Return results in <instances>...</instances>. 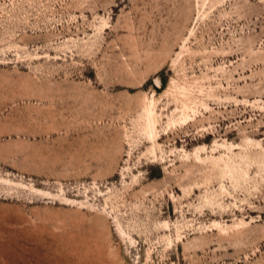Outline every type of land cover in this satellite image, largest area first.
I'll return each instance as SVG.
<instances>
[{
    "label": "rangeland",
    "instance_id": "1",
    "mask_svg": "<svg viewBox=\"0 0 264 264\" xmlns=\"http://www.w3.org/2000/svg\"><path fill=\"white\" fill-rule=\"evenodd\" d=\"M0 264H264V0H0Z\"/></svg>",
    "mask_w": 264,
    "mask_h": 264
},
{
    "label": "bare ground",
    "instance_id": "2",
    "mask_svg": "<svg viewBox=\"0 0 264 264\" xmlns=\"http://www.w3.org/2000/svg\"><path fill=\"white\" fill-rule=\"evenodd\" d=\"M155 104V103H154ZM149 108V107H148ZM147 109V108H146ZM148 112V123H147V130H148V132H150V134L149 135H151V137L152 136H155V134H156V130L158 129L157 128V125H158V121H157V119L155 118V116H154V112H155V109H154V111L153 110H147ZM145 115H146V113H145ZM156 115V114H155ZM145 117V116H144ZM190 118V116L189 115H185L184 117H183V119L181 118V120H183L184 122L186 121L187 122V120ZM146 121V120H145ZM144 127H146V125L144 126ZM147 132V131H146ZM157 135V134H156Z\"/></svg>",
    "mask_w": 264,
    "mask_h": 264
}]
</instances>
